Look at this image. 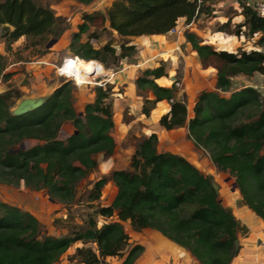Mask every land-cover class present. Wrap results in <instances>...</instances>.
<instances>
[{
	"label": "trees",
	"instance_id": "trees-1",
	"mask_svg": "<svg viewBox=\"0 0 264 264\" xmlns=\"http://www.w3.org/2000/svg\"><path fill=\"white\" fill-rule=\"evenodd\" d=\"M77 1L88 5L94 0ZM214 2L113 0L104 12L83 14L68 47L73 57L109 67L134 57L138 48L122 43L117 50L110 42L96 47L92 39H100L98 30L123 37L166 34L181 19L188 24L210 12ZM238 2L243 21L233 34L240 36L247 28L250 37L259 35L256 45L263 47L264 18L245 0ZM0 26L8 48L21 37L37 43L58 40L69 28L39 0H0ZM184 36L201 63L216 68L215 89L200 91L190 115L186 100L177 96L178 81L170 86L158 82L168 76L161 63L145 69L136 80L138 91L147 94L142 113L149 116L159 102H168L160 125L166 130L186 127L188 137L209 154L215 167L234 178L241 203L264 222V101L254 86L234 89L239 75H264V51L217 49L195 32L185 31ZM5 69L0 53V77L9 79L12 73ZM74 88L72 81L63 82L42 106L21 115L13 109L23 95L14 89L0 92V184L19 187L23 182L26 188L43 190L69 206L77 199L79 182L97 170V155L115 153L111 87L95 86V97L82 113L73 104ZM68 122L74 130L60 139V130ZM25 140L34 144L24 148ZM158 142L156 133L143 137L129 169L112 171L116 193L110 204H100L108 178L92 183L86 199L94 210L83 224H68L66 236L50 235L32 213L0 200V264H59L76 242L84 243L75 253L81 264H108L113 257L122 258L119 264H135L144 246L131 244L125 221L135 231L159 232L199 264H233L241 249L239 219L224 204L210 175L182 155L160 151ZM99 217L116 220L100 225ZM89 242L96 249L87 246Z\"/></svg>",
	"mask_w": 264,
	"mask_h": 264
},
{
	"label": "rangeland",
	"instance_id": "rangeland-1",
	"mask_svg": "<svg viewBox=\"0 0 264 264\" xmlns=\"http://www.w3.org/2000/svg\"><path fill=\"white\" fill-rule=\"evenodd\" d=\"M112 1L94 0L91 4L85 5L77 0H39V3L51 7L55 11L58 20L69 27L58 40L50 39L37 43L33 38L21 37L8 48L0 26V53L4 56L6 63L5 72L12 73L9 79L0 77V92L14 89L23 95L22 98L38 97L51 94L63 82L72 81L75 85L73 104L77 112L82 113L85 104L95 97V86L107 84L112 89L110 97L113 102L115 121L113 136L117 147L115 153L110 157L103 154L97 155L99 166L97 170L79 182L77 199L74 203L69 206L64 205L51 199L43 190L36 191L26 188L23 182L19 187L0 184V200L20 207L23 205L22 209L35 212L34 214H36V218L43 228L50 235L56 237L66 236L68 234V224H73V222L83 224L88 219L89 213L93 212L94 209L90 207L92 205H89L90 202L86 198L88 190L95 180L101 177L108 178L100 204L107 205L111 203L116 193V187L111 180L112 171L129 169L131 156L139 140L152 133L158 135V148L160 151H171L182 155L205 174L210 175L227 207L229 199L234 202L232 196L237 198V204H242L240 195L236 192V189H233L234 178L215 167L209 158V154L198 148L188 137L186 127L160 130L155 124L157 119L160 120L161 116L169 110L168 102H162L157 109L153 108L149 116L142 113V106L147 94L138 91L136 78L145 69L164 63L168 76L163 78L161 83L172 85L173 82L178 81L177 96L186 100L191 115L195 99L200 91L215 89L217 72L213 66H204L200 60L194 58L190 50L185 49L184 32L193 31L190 29L194 26L198 36L205 43L211 44L215 48L216 46L222 47L223 44L227 49L234 51L259 47L256 45L259 35L250 37L246 34L247 28L243 29L245 33L240 36L233 34L237 30L236 25L243 21V18L239 17L238 10L234 8V5H231L235 0H215L214 6L212 4L210 6L212 8L210 12L205 13L206 17L201 18L198 15L193 19V26L189 28H184L185 20L181 21L183 23L181 24L183 34L180 37L166 33L161 34L163 36H160L157 40H153L123 37L117 35L116 32L110 33L105 30H98L101 34L100 39H92L96 47L110 42L117 50H119L122 43H137L138 46L143 45L146 47L150 45L152 49L147 52L143 51V55H138L137 52L134 57L119 60L118 63L110 64L109 67L97 61L104 66L105 72L92 75L91 82L79 84L76 82V79L79 82L77 75L74 74L75 79L73 75L63 74L59 71L62 66L66 65L64 63L66 59L79 61L78 58L73 57L68 47L71 34L77 30V26L83 21L82 16L84 13L104 12ZM213 11L217 12L214 13ZM226 22H229V25L224 29L222 26ZM229 35L231 36L229 37ZM224 36L226 39H224ZM51 41L52 43H50ZM169 41H178L180 51L184 53L185 57L178 52L176 55V51L171 49ZM220 41L222 42L221 45L218 44ZM154 47L156 48L154 49ZM145 60L147 63H145ZM138 63H143V65L140 67L135 66ZM132 64L133 66H130ZM68 75L72 77H68ZM81 82H84V80L81 79ZM250 85L259 90L264 101V75L256 73L253 76L239 75L234 78V89ZM224 95L229 96L230 93H224ZM22 98L16 100V105ZM159 115L161 116L159 117ZM73 130L74 127L70 122L64 124L60 130L59 138H66ZM33 144V140H25L22 147L29 148ZM94 204L96 205L97 202ZM111 220H116V217L108 220L102 217L98 218L100 225L103 221ZM123 225L130 236L131 244L144 246V252L135 264H198L186 249L170 241L159 232L152 229L135 231L128 221L123 222ZM83 245V242H76L62 256L59 264H81L78 258L75 257V253L76 248ZM87 246L96 249V245L92 242L87 243ZM121 262L122 258L119 257L107 259L108 264H119Z\"/></svg>",
	"mask_w": 264,
	"mask_h": 264
},
{
	"label": "crops",
	"instance_id": "crops-1",
	"mask_svg": "<svg viewBox=\"0 0 264 264\" xmlns=\"http://www.w3.org/2000/svg\"><path fill=\"white\" fill-rule=\"evenodd\" d=\"M245 1L248 4L251 5L256 0H245ZM231 5L232 6L234 5V8L236 10H238L239 17H242L243 18V15L241 14V8L239 6L238 0H235V2H233ZM212 6H214V5H212ZM213 12L216 13L217 11H213ZM200 16H201V18L202 17H206V14L205 13H201ZM181 21H184V19H181L180 22ZM190 30H193V31L195 30L194 32L198 35V32L194 28V26ZM160 36H163V35H143V36H138V37L139 38H143V39H146L147 38V39L157 40ZM230 36L231 35H229V37ZM221 37L223 38V36H221ZM224 39H226L225 36H224ZM183 40H184L185 45H186L185 46V49L186 50H190V52L194 55V58L199 60L196 52L192 49V47L190 46V44L186 41L184 35H183ZM178 41H169L170 42L169 45L171 46V49L173 51H176V55H177V52H178L179 54H182L185 57L184 53H182V51H180L181 49H180V44L178 43ZM220 43H222V42L221 41L218 42L219 45H221ZM134 44L137 45L138 55H141V54L143 55V51L147 52L149 49H152L150 45L146 47V46H143V45L142 46H138L137 43H134ZM155 48L156 47H154V49ZM216 48L217 49H225V50H229V51H234L232 49H227L223 44H222V47L221 46H219V47L216 46ZM253 49H259V50H262L263 51V47H260V46L257 47V48H253ZM146 60H145V63H147ZM141 65H143V63H138L135 66L140 67ZM130 66H133V64L130 65ZM137 78H136V80H137ZM163 78H165V77H163ZM163 78L158 79V82L161 85L170 86V84H162L161 83V81L163 80ZM162 102H165V101H162ZM162 102H159L155 108L156 109L159 108V106H160V104H162ZM161 115H159V117ZM155 124L158 126V128L160 130L164 129L160 125L159 119H157V121L155 122ZM232 198L234 199V202H232L228 198L229 201L227 202V204H228V208L231 209V211L236 215V217L240 221V226H239V229H238V237H239V241H240V244H241L240 252L236 256L233 264H264V222L258 216H256V214L254 212H252V210H250L247 206H245L243 204H240V203L237 204L236 203L237 198L235 196L234 197L232 196ZM221 199L224 201V198L221 197ZM11 204H13V203H11ZM21 206L23 207V205H21ZM18 207H20V206H18ZM22 207H20V208H22ZM27 211H29L34 216H36V214H34L35 212H32L31 210H27Z\"/></svg>",
	"mask_w": 264,
	"mask_h": 264
},
{
	"label": "bare ground",
	"instance_id": "bare-ground-1",
	"mask_svg": "<svg viewBox=\"0 0 264 264\" xmlns=\"http://www.w3.org/2000/svg\"><path fill=\"white\" fill-rule=\"evenodd\" d=\"M76 58H78L79 60L78 62L76 60L74 61L69 58L66 59V61L64 62L66 63V65L62 66L59 71L63 74L73 75L75 79H76L75 75H77L79 77V82L77 81V79L76 82L79 84L91 82L90 78L92 75H98L105 72L104 66L100 63L85 61L79 57ZM70 75H68V77H72ZM81 79H83L84 82H81Z\"/></svg>",
	"mask_w": 264,
	"mask_h": 264
},
{
	"label": "water",
	"instance_id": "water-1",
	"mask_svg": "<svg viewBox=\"0 0 264 264\" xmlns=\"http://www.w3.org/2000/svg\"><path fill=\"white\" fill-rule=\"evenodd\" d=\"M50 43H52V41ZM49 95L22 98L18 102V104L15 106V108L13 109V113L15 115H21V114L27 113L31 110H34V109L42 106L48 100ZM233 189H236L235 183H234Z\"/></svg>",
	"mask_w": 264,
	"mask_h": 264
},
{
	"label": "built area",
	"instance_id": "built-area-1",
	"mask_svg": "<svg viewBox=\"0 0 264 264\" xmlns=\"http://www.w3.org/2000/svg\"><path fill=\"white\" fill-rule=\"evenodd\" d=\"M252 8L255 10V12L262 18H264V0H256L251 4ZM194 20H192L190 23L185 24L184 28H189L193 26ZM181 23L180 21L177 23L175 27L170 29L167 34H175L177 36H181L183 34V28H181Z\"/></svg>",
	"mask_w": 264,
	"mask_h": 264
}]
</instances>
